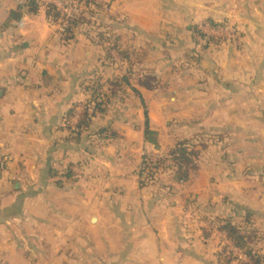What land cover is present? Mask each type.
<instances>
[{"label":"crops","instance_id":"0c3cea01","mask_svg":"<svg viewBox=\"0 0 264 264\" xmlns=\"http://www.w3.org/2000/svg\"><path fill=\"white\" fill-rule=\"evenodd\" d=\"M32 1L0 0V264H239L216 223L250 212L264 235V0H103L141 40L142 72L171 93L132 84L151 102L144 126L105 112L80 136L71 129L104 78L102 48L78 30L66 39ZM221 23L239 27V49L204 44L214 37L199 27ZM168 98L207 115L194 131L169 113L159 126L152 108ZM101 129L117 135L116 153ZM198 135L213 139L185 182L196 196L185 201L172 173L140 184L144 157Z\"/></svg>","mask_w":264,"mask_h":264},{"label":"rangeland","instance_id":"374dc122","mask_svg":"<svg viewBox=\"0 0 264 264\" xmlns=\"http://www.w3.org/2000/svg\"><path fill=\"white\" fill-rule=\"evenodd\" d=\"M65 2H67L70 5L73 4V0H65ZM111 9H112L111 1L105 2L103 0H90L85 7H82L81 9L78 10L77 23L73 26L74 33L75 31L78 30L81 33H84L86 36H90L92 41H94L96 44H98L102 48L101 50H102L103 57H104L103 60H104V67H105V75H104V78L102 77L101 79L103 83L102 81L99 82L101 88L98 94H101L100 95L101 99L106 102H107V96H110V100L108 101L107 107H106V113L110 112L111 113L110 115L112 114L117 115L120 113L128 114L127 115L128 117H131L132 119L137 120L140 125L144 126L145 121H146L145 110L146 108L149 109V106H151L150 104L151 102L145 101L146 100L145 97H144L145 103H143L141 99H135L133 97V91L131 90L132 89L131 85L137 84L138 78H141L142 80L146 78L145 73H143L142 70L140 69V66L142 64H137L134 66V69H133L134 75L131 77V79H129L128 82L126 81L122 82V86L120 89H117L116 85H117V80H121L125 76L127 77L130 76L129 67L126 64V62L122 60L120 56V51L129 49L131 51L137 52V55H138L137 58H142L143 56H145L144 55L145 51L143 49L138 50L137 45L141 43V40H133L132 38H130V36H128L127 34L128 32L124 30L125 23L123 22V20H120L121 17L117 16V12H113ZM59 20H60V17L58 18L57 22ZM81 20L82 22L80 23ZM199 28H200L199 30L203 34H206L202 30L203 29L205 30V28L209 29L211 27L207 25H203ZM214 31L216 33L212 36L214 37V39L216 38L217 41L211 42L210 43L211 45L226 46L228 45L227 43L230 42L231 44L235 45L238 49L242 46L240 29L237 25L232 24V23H221L216 29L214 28ZM65 35L66 33L63 34V36ZM204 44H206V42H204ZM134 61L137 62V60H134ZM136 72H140L141 74L136 73ZM157 87L152 89V91L157 90L159 92L157 93L158 95L166 94L164 90L157 88ZM167 92L168 93L165 96L169 97L171 92L170 91H167ZM153 106L154 107L152 108V113L155 119H157L156 124H159L160 126L163 123V121L167 118L166 114L169 113L168 122L170 126L174 128L176 127V129H179V128L182 129L178 131H183V133L185 131L187 132L188 130L190 131L196 130V125L199 123L198 122L199 119L202 116L204 117L207 115V114H201L200 111L199 112L196 111V107L198 106L200 107V104L195 107L194 103H183V102L175 103L174 101H170V98L167 99V102L157 101L155 102ZM161 109L163 110L164 114L161 112ZM149 113H150V109H149ZM214 121L216 122L218 121V119L216 120H214L213 118L207 119V121L205 122V125L206 126L210 124L214 125ZM166 122L167 120L165 121V123ZM114 126H117V125H114ZM101 136L105 144H110V143L113 144L116 142V144L112 145V148H111L113 149L112 153H116L117 152V135L116 137H112L110 136V132H107L105 134H102ZM212 139L213 138L211 135H205L204 137H202L201 135H198V136H194L192 139H189V140H193V143L197 144L196 148L199 151H202V149H204L203 146H206L208 143H211ZM213 141H215V138ZM108 148L109 147H106L107 150ZM166 156L167 154L158 155V156H146L144 157L143 162L146 159L148 161H159L163 158H166ZM114 158L117 160V155ZM198 161H199V158L195 160L196 165ZM167 162L171 164L170 161H167ZM141 168L142 167L139 166L138 170L135 172L137 174L138 180L140 181V184L142 181L145 183H149L150 180L147 176V173L141 176V170H142ZM240 168H243V167L241 166ZM197 170L198 169H196V171H193L189 169L188 171L190 172L191 175L194 176ZM208 171H210L209 174L211 176L212 175L211 170L209 169ZM169 173H170L169 170L166 172H164V170H161L160 174H158L155 178L168 175ZM204 183L205 185H207L208 182H204ZM95 186L98 187L97 184ZM245 186H248V185L246 184ZM206 187L209 192L210 188L208 186ZM176 190H178L180 194L182 193L186 194L187 197L185 201H187L189 198L193 196H196V193H194V191H191L187 188V184L185 182L177 185ZM208 194L210 195V193ZM255 225H256L255 222H253L252 229L254 228L255 230H257ZM258 234H261V231H259ZM260 243L262 246H264V240H262V242ZM233 249L235 250V253H237L236 255H238L241 252V250L236 249L234 246H233Z\"/></svg>","mask_w":264,"mask_h":264},{"label":"trees","instance_id":"16d2710c","mask_svg":"<svg viewBox=\"0 0 264 264\" xmlns=\"http://www.w3.org/2000/svg\"><path fill=\"white\" fill-rule=\"evenodd\" d=\"M32 6H36V4L32 1ZM50 15L57 21L59 18V14L55 12L54 8L49 9ZM82 20L80 21V23ZM75 25V24H74ZM217 26V25H216ZM74 35V29L71 28L66 32V39H70ZM200 38L206 42V44L211 42H216L217 40L214 38H206L202 34ZM120 40V39H119ZM118 43V41H117ZM120 56L124 62L129 67L130 76H125L121 80H117V89H120L122 86V82H128L129 79L134 75V66L137 64H142L145 60V56L142 58H137V52L131 50H121ZM137 60L135 62L134 60ZM144 71V70H142ZM133 73V74H132ZM141 74L140 72H136ZM145 77L143 80L138 78L137 83L147 90H152L156 87L157 80L156 78L149 74V72L145 73ZM136 79V78H135ZM101 86L100 84H95L93 87H90L92 91L91 100L87 103L86 109L75 129H71L73 134L80 136L83 131L89 129L92 124L93 119L98 114H103L106 112L107 103L110 100V96H107V102L101 99V94L99 93ZM137 92V90H134ZM106 96V95H105ZM107 132H110V136L116 137L114 133L110 129H101L98 134L102 135ZM197 144L193 143V140H182L178 141L175 146L168 152L166 158H163L157 162L148 161L147 159L143 162L141 176L147 173V176L150 180L149 183L141 182V185L147 187L149 185H153L157 178H155L158 174H160L161 170L170 171L173 174L174 179L176 181H188L190 172L189 169L196 171L197 165L195 164V160L199 158L201 151L197 148ZM204 148L206 146H203ZM167 161L173 163V165L169 164ZM167 162V163H166ZM194 168V169H193ZM218 230L226 234L227 238L231 241L233 246L236 249L243 251L251 264H264V253L262 252L263 248L260 242L264 240L263 234H258L259 232L252 229L253 225V215L250 212H247L243 223L237 224L232 219H220L216 223ZM228 254V258L230 261H237L238 257L235 256L231 252H227V249L224 250ZM239 261V260H238ZM241 264V263H240Z\"/></svg>","mask_w":264,"mask_h":264},{"label":"built area","instance_id":"2783aa9c","mask_svg":"<svg viewBox=\"0 0 264 264\" xmlns=\"http://www.w3.org/2000/svg\"><path fill=\"white\" fill-rule=\"evenodd\" d=\"M89 1L90 0H73V4L70 5L65 2V0H55L54 2H51V0H34L35 3L45 5L49 9L51 7L54 8L55 12L60 15V20L57 22V27L62 34H65L68 30L73 28L74 24L77 23L78 10L82 7H85ZM202 31L206 33L205 35L207 37L216 33L214 28H205V30L203 29ZM171 165H173L172 162ZM233 254L238 257L239 262L242 264H251L246 254L244 255L242 251L236 255L237 253H235L234 250Z\"/></svg>","mask_w":264,"mask_h":264}]
</instances>
